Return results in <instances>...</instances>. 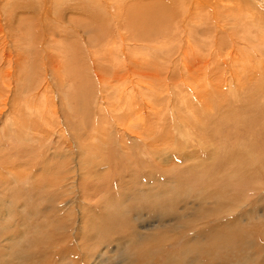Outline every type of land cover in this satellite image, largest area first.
I'll use <instances>...</instances> for the list:
<instances>
[{
  "label": "rangeland",
  "instance_id": "obj_1",
  "mask_svg": "<svg viewBox=\"0 0 264 264\" xmlns=\"http://www.w3.org/2000/svg\"><path fill=\"white\" fill-rule=\"evenodd\" d=\"M24 1L26 4L19 2L16 8L18 16L19 14L24 16V12L33 11L25 9L28 2ZM163 1L161 0L160 7H165ZM189 1L184 0L185 3ZM135 2L139 5L143 2L145 5L148 3L145 0ZM69 4L68 7L82 8L81 11L79 10L80 13L88 9L87 5L82 3ZM233 4L231 5L234 6ZM258 4L261 6L258 10L262 9L259 16L255 15L254 7L244 1L246 10L249 8L247 11L243 9L246 18L243 23L247 27L240 28L237 23L235 30L237 34L240 33L238 40L241 42V47H244L248 42V39L244 38L243 35L244 30L249 26H253L247 36L251 39L250 41L255 43L261 37L260 31L254 26L259 27L258 23L264 24V0H259ZM57 10L61 17V11ZM69 13V11L66 13L64 19L68 21L71 18L75 19L76 21L74 20L73 23L76 26L79 23L77 19H90L86 12L83 18L76 14L71 17ZM54 15L52 14L51 18L54 19L56 14ZM162 15L163 13L161 17ZM166 16L169 20H173V15L170 12H167ZM185 16L184 13L180 19H184ZM124 19L121 22L122 24L125 23L123 28L126 27L124 29L126 31L122 30L121 34L125 35L128 31L131 34L132 29L136 27L135 15L132 18H129V15L125 16ZM153 19L145 17L146 22L154 23L153 26L155 27L158 26L157 23L161 22L160 18H158L159 21ZM258 19L261 21H256ZM83 20L82 22L86 25ZM12 24L9 31L11 33V45L16 48V65L12 64L14 63L12 61L14 56L11 51L3 52L4 45H10V43H0V70L12 71L16 81L11 85L12 78H7L2 73H0V77H3L4 81L11 86L7 89L8 98L13 96V100H10L15 102V106L40 110L41 98L39 95L36 96L42 81L41 71L38 68L39 60H37L34 73L30 78V65L34 56L29 54L28 57L27 54L28 49H30V51L28 50L29 53L36 51L37 54V50L41 48H38L40 40L29 35L23 38L19 31L20 27L16 26L15 23ZM47 26L52 31L54 29L56 35L64 37L68 34L69 37L73 38L70 35L72 31H68L60 24L53 22ZM118 27L116 25L113 27L116 28L114 31L116 38L119 37L118 32L120 30L118 29L120 28ZM210 27L209 36L205 35L201 38L212 40L215 37L219 42H222L219 48L223 52H231L232 44L228 40V35L215 30L213 25ZM41 30H43L42 27ZM158 31L159 29L156 33ZM24 33L28 34L27 31ZM74 34L75 38L68 39V42L70 40L69 43L74 46V51L83 50L85 56L89 55L83 39L80 38L81 36L78 33ZM133 34L135 32L131 35L133 36ZM178 34L176 36L179 37ZM102 36L104 37H101L102 40L115 43V37L108 35L106 30ZM182 37L184 39L179 37L180 51L183 50L181 54L187 50V42L184 44L183 40L188 38L193 42L196 38L198 39L196 36H193L194 39L190 36L185 37L183 35ZM60 40L62 38L56 37L49 43H59ZM164 41L166 39L162 34L157 43L164 44ZM78 44L79 46H77ZM89 44L90 42H88ZM199 44V40H197V44H193L194 48L197 49ZM251 45L254 46V44ZM60 48H63L65 53ZM55 51L57 52L54 55V63L62 64L61 68L64 71L69 70L70 64H64L63 61L72 59L70 56L72 49L67 45L59 46V49L55 46ZM243 52L244 65L240 64L236 67L238 75L243 78L240 84L237 82L238 89L235 90V87L232 86L234 81L229 80V76L225 78L230 85V90L228 88L226 91L228 96L226 104L214 102L215 107L209 116H206L207 114H198L196 117L183 116V120L190 127L196 126L194 138L198 140L189 139L186 135L180 136L174 132L173 121L170 122V117L167 116L164 120V128L157 130L160 131L159 135L156 132L155 137L157 138L154 137L155 141H158H156V148L158 149L156 151L160 153L161 161L159 160L157 163L156 160L149 158L148 148L143 144L134 145L132 143L131 147L123 146L116 149L115 153L104 152L102 155L107 158L101 161V165L98 164V159L92 160V163L89 164L94 165V167H88L85 170L88 172L87 174L90 171L92 173L99 170L96 172L104 175V178L99 181L95 180L97 178L95 175L92 176V179L88 176L80 178L77 183L72 184L73 189L77 192L71 195L65 192L59 194L62 178L57 167H61L59 164L60 157L56 159L54 154H56V144H58L61 148L65 147L71 150V154L75 158L74 163H76L79 139H66L67 142L63 144L60 140L61 136L55 135L56 137H53L54 143L48 148H42L43 143L49 144L46 141L50 136L49 134L52 131L54 134L56 130L59 131V125L55 118H51L53 128L45 127L44 130H41L42 122L39 121L38 114L31 111L29 114L32 117H30L28 111L25 112L27 115L22 122L30 125L31 136L39 137L42 131L48 130V136H44L40 144V142H30L23 137H18L17 130L20 132L19 121L14 122L16 126H12L7 121V117L4 116L0 120V174L2 173V181L4 182V184H0V195L5 196V199L0 200V264H128L129 257L133 254L137 255L142 263L148 257L153 264H169L170 259L175 257H179L176 264H264V52L262 53L263 56L259 54L262 56L263 66H260L262 64L258 60V53L249 49ZM78 53L82 54V52ZM206 53L203 55L207 56ZM41 55L42 53H39L35 58H39ZM43 55V61L48 60L45 74H51L48 69L53 61V59L50 61L52 56L47 57L49 55L45 52ZM45 58L47 59L45 60ZM208 58L212 63V57L207 56L206 59L202 57L201 63L198 64L199 69H204L207 66L205 61H208ZM215 64L217 63L215 62ZM12 67L16 69L14 70ZM225 71L226 74L227 70ZM232 71L234 70L232 69ZM70 73L73 74L74 71ZM50 76L49 80L52 79ZM105 78L106 86L115 85L111 72ZM250 80L252 83L249 82ZM34 81L36 82L34 83ZM90 82V84L94 83L93 89L97 94L100 90L98 83L94 79ZM69 84L72 85L73 83ZM52 85L54 84L52 83ZM71 87L72 89H70ZM71 87L68 86L67 90L71 102H73L76 100L75 96L78 94L79 87L76 84ZM88 88V86L82 88L81 91H88ZM52 94L53 91L48 93V97L55 99L54 104L60 110L59 95L54 93L51 96ZM106 96V106L107 108L110 107L113 115L111 117L105 112L102 126L107 137L109 134L108 141L111 148L115 150V146L121 142V138L126 137L124 135L126 131L118 129L117 136L115 130L111 128L115 127L113 126L114 121L120 123L122 127L129 125L134 134H137L140 126L131 124L126 118L123 119L122 111L110 104L109 98H113V95L108 92ZM221 98L224 96L222 95ZM189 99L192 100V97L189 96ZM4 100L5 93L1 90L0 104ZM160 104L159 110L165 106L166 101L164 104ZM182 110L185 111L186 109L183 108ZM197 112L202 113V109ZM154 117L155 114L149 116V118ZM120 118L123 121H119ZM62 120L64 130L68 133L69 125L66 123V118L64 117ZM35 123L39 126L34 125ZM162 123L159 122L160 126L163 125ZM111 129L110 134L109 130ZM196 133L197 136H195ZM141 134L144 140H147L148 135H151L144 131ZM79 138L83 141L86 136L81 133ZM192 140L193 142H191ZM105 142L107 143L106 138ZM142 147L143 149H141ZM54 149L55 152L53 153ZM131 152L133 157L125 158L127 155L130 156ZM183 154H188L190 160L184 162ZM168 155L173 157L172 161L167 158ZM44 157L47 164L44 170L40 171L41 177L45 179V182H41V184L49 186L52 183L53 189L58 195L56 199L53 198L55 192L52 191L53 195L50 197V193L40 191L41 187L37 184H31L33 190L25 193L24 185L20 180L22 168L27 162H38L40 167L45 164V160H42ZM89 159L86 157V160ZM69 163L70 161L66 160L64 165H69ZM133 174L141 175L145 180L144 184L137 186L136 180L134 185L125 181L134 178ZM152 174L157 175V177L160 176L157 183L151 181ZM245 175L249 178V182ZM62 177L66 178L68 175L65 173ZM148 179L153 184L149 185ZM179 181H182L180 185L182 184L185 188L179 185ZM244 183L247 184V188H245ZM154 184L156 185L154 186ZM149 187L151 188L147 190ZM143 191L145 192L142 193ZM148 191L150 193H146ZM78 201L81 203L80 209ZM21 205H27V211L23 216L20 215L19 206ZM75 208H77V213H74ZM36 232L40 234H36ZM46 240H50V242ZM224 242L227 243L228 250L219 253L217 245ZM232 246H235L234 253L230 251ZM184 255L186 256L183 257Z\"/></svg>",
  "mask_w": 264,
  "mask_h": 264
},
{
  "label": "bare ground",
  "instance_id": "obj_2",
  "mask_svg": "<svg viewBox=\"0 0 264 264\" xmlns=\"http://www.w3.org/2000/svg\"><path fill=\"white\" fill-rule=\"evenodd\" d=\"M26 1L28 2V5L25 9H31L33 11L29 13L24 12V16H21L20 14L18 16L16 8L19 5V2H24V4H26L24 0H0V43H10V45H4L3 52H7L8 50L11 51L12 55L14 56V58H12V61H14V63L12 64L15 66L16 48L11 45V33L9 31L10 26L13 25L12 23H15L16 26L20 27L19 31L21 32L23 38L29 35L37 40H40V46H38V48H41L39 50L36 49L37 54L35 53L36 51H34L33 53H29L30 49H28L29 51L27 50V54L28 57L29 54L34 56L33 62L30 65V78H32V75L35 70V64L37 63V60H39L38 68L41 71L40 77L42 81L37 89L36 96L39 95V98H41V109L35 110L33 108H21L19 106H15V102L11 101L13 100V96H10L8 98L7 89L11 86L6 81H4L3 77H0V91L2 90L5 93V100L3 101V103L0 104V120L4 116L7 117V121H9L12 126H16L14 122L19 121L20 132H18L17 130V136L23 137L27 141L40 142L41 144L43 141V137L48 136V130L42 131L41 133L39 132V137L34 138L33 136H31L29 132L30 125H28V123L26 122H22L25 120V115H27L25 112L28 111L29 114L31 113V111H34L38 114L37 116L39 118V121L42 122V125H40L42 126L40 127L41 130H44L45 127L53 128L51 125V118H55L59 125V131L56 130L55 134L53 133V131L51 134L48 133L50 136H48L49 138H47L46 141L49 144L43 143L42 148L50 147L54 143L53 137H56L55 135L61 136V139L60 137L59 139L62 140L63 144L67 142L66 139H79L77 142L79 145V149L78 155L76 157V163H74L75 158L71 154V150H68L65 147L61 148L58 144H56L57 149L56 154H54V158L57 159L58 157H60L59 164L61 167H57V170L59 169L58 173L62 178V183L59 188V194L65 192L71 195L77 192L73 189L72 184L77 183V181L82 177L88 176L90 179H92V176L95 175V178L97 176V178L95 179L97 181L104 178V175H101L99 172H96L99 170L93 171V175L92 173H90L91 171L89 172V174H87V171L85 172L88 167H94V165L89 164L92 160L98 159V164L101 165V161H104L107 158L102 155V153L104 152L115 153L116 149L122 148L123 146L131 147L132 143L134 145L143 144V146L148 148L149 158L151 157L153 160H156V162L159 161L160 153L156 151V143L158 141H155V138H157L155 137V134L157 132V135H159L158 133L160 131L157 130H160V128H164V120L167 116L170 117V122L173 121L174 132L178 133V135L180 136L186 135L189 137V139L198 140L197 138H194V130L196 129V126L193 125L192 127H190L185 122V120H183V116L196 117L198 114H207L206 116H209L212 113V109H214L215 107L213 105L214 102L226 104L228 100L226 91L228 88L230 90V85H228L229 83L226 82L225 78L229 76V80L234 81V85L232 86L235 87V90L238 89L239 85L237 84V82L240 84L243 78L238 75V70L236 71V67H238L240 64H243L242 53H244V50L247 51L249 49L255 53H258V60L260 64H262L260 66H263L262 53L264 52V24L258 23L259 27L254 26L258 31H260L259 33H261V37L258 38V40L255 41V38L253 39L255 43L250 41L251 39L247 37L253 26H249L246 30H244L243 37L248 39V42L245 44L244 47H241V42L238 40V35L240 33L237 34L235 32L237 23L240 28L247 27L243 23L244 19H246L244 11L246 10V8L244 6V1H246V3H248L251 7H254L255 15L259 16V14L262 13V9L258 10L259 8H261V6L258 4L259 0H190L188 3H185L184 0H164L163 3H165V7H160L161 0H145L148 2L146 5L144 2L140 5L137 3V5L135 2L137 0ZM69 3H73L74 5L82 3L87 5L88 9L80 13L82 8L79 9V7L75 6L68 7ZM231 4H233L234 6H232ZM65 6L66 8H64ZM69 6L71 5L69 4ZM57 9L61 11V17ZM68 11L70 12L69 15L71 14V17L76 14L79 15L80 18H83V16H85L84 14L87 13L90 16V19H77L79 23L76 26V24L73 23L75 19H72L71 17L69 21L64 19ZM167 12H170L173 15V20H169V18L166 16ZM234 12L237 13L234 14ZM162 13L163 15L161 17ZM184 13L186 14V16L184 19L181 20L180 18L181 16H184ZM52 14H56V17L54 19L51 18ZM128 15L129 18H132L133 15H135L136 18V27L132 29V31L135 32L133 36L131 35L133 32L131 34L129 33V28H127V34H121V31L126 28H123L125 23L123 22L124 24H122L121 20H123L124 17H127ZM145 17H149L151 19L154 18V21H159L158 18H160L161 22L157 23L158 26L155 27L153 26L154 23L148 21L146 22ZM5 20L8 22H6ZM82 20L85 22L86 25H84ZM256 21L260 22L261 20L258 19ZM46 22L48 24L53 22L55 24H60L65 29H68V31H72V34L70 35L73 36V38H75L74 33H78L81 36L80 38L83 39L84 44L87 47L86 49L89 52V55L85 56L83 50L74 51V46L69 43L71 41L69 40L68 42L69 38H73L69 37L68 34L64 37L61 35H56L55 30L53 29L52 31L47 26L48 24H45ZM126 24L131 26L129 23ZM114 25L120 28L118 29L120 30L118 32L119 34L117 33L119 35V37L117 36L118 38H116L115 36L114 31L116 28H113ZM210 25H213V28L215 30L224 32L228 35V40H230L232 44V48H230L231 52H223L219 48L220 45H222V42H219V40L215 37H213L212 40L210 38L208 40L201 38L205 35L209 36L208 32L211 28ZM41 27L43 28V30H41ZM156 28L159 29L157 33ZM105 30L108 35L110 34L111 36L115 37V43L108 42L106 40L104 41L101 39V37L104 38L102 35L105 34ZM24 31H27L28 34L24 33ZM162 34L166 39V41H164L165 43H157ZM177 34L179 35L180 39L183 38V35L185 37L190 36L192 38L193 36H196L198 37V39L196 38L195 41L193 40V42H191V40L188 38L183 40L184 44L187 42V50L183 54H181V51L183 50L180 51V40L179 37L176 36ZM56 37H60L62 38V40H60L59 43L55 42V44L49 43L52 42ZM197 40H199L200 44L198 45L199 47L195 49L193 44H197ZM88 42H90L89 45ZM250 43L254 44V46ZM64 45H67L72 49V54L70 55L72 59H69L70 61H63L64 64L69 63L71 66V68L67 71H64L61 68L62 64L58 62H56V64L54 63V55L55 52H57L55 51V46L59 49V46L62 47ZM77 46H79V44ZM46 49L49 51H47ZM61 51H64L63 48L61 49ZM44 52L45 54L49 55L47 57H53H51L50 61H52V59L53 61L51 65H49L50 67L48 69L51 74H45L47 70L48 60L46 62L43 61ZM78 52H82V54ZM39 53H42V55L39 56V58H35ZM204 53H206L207 56L213 58L212 63L210 58H208V61H205L207 66L204 69H199L198 64L201 63V58L203 57L204 59H206L207 57L203 55ZM259 54H261L262 56ZM83 55L86 59L83 58ZM25 59L27 58L25 57ZM46 59L47 58H45V60ZM215 62L217 64H215ZM12 69L15 70L16 68L12 67ZM232 69L234 71H232ZM225 70H227L226 74ZM73 71V74L70 73ZM110 72L112 73V77L115 81V85H112L111 87L106 86L107 83L105 78V76ZM0 73H2L7 78L9 77L13 79L11 85L15 83L16 80L12 71L0 70ZM49 75H51V80H49ZM93 79L99 85L98 89L100 90L99 92H97V94H95V91L93 89L94 83L90 84V81ZM251 81L252 80H250L249 82ZM35 82L36 81H34V83ZM52 83L54 85H52ZM69 83L76 84L79 87L78 94L75 96L76 100L73 102H71V98L67 90L68 86L71 87L73 86V84L70 85ZM87 86L89 87L88 91H81L82 88H85ZM70 89H72V87ZM52 91L53 94L51 96H53L54 93L55 95L57 93L59 95L58 101H60V104L58 101L57 102L61 106V111L55 106V99L52 97H48V93H51ZM108 92L113 95V98H109L111 102L110 104H112L114 108H117L118 110L122 111L123 119L126 118L127 121L131 122V124L140 126V129L137 130V134H134L131 131V127L129 125L126 127H122L120 123L114 121L113 126H115L116 128H111L115 130L117 136L118 129L126 131L124 133L126 137L121 138V142H118V145L115 146V150L112 149L109 144L108 131L107 137L106 132L102 126L103 114L107 112L108 115H111V117L113 115L110 110V107L107 108L106 106V95ZM222 95L224 96V98H221ZM189 96L192 97V100L189 99ZM165 101V106L159 110L158 107L160 108V103L164 104ZM183 108H185L186 110H182ZM199 109H202V113L197 112ZM153 114H155V117L149 118V116ZM30 117L32 116L30 115ZM64 117L66 118V123L69 125L68 133L65 132V127L63 126L62 118ZM123 119L120 118L118 120L123 121ZM159 122H163V125L160 126ZM34 125L38 124L35 123ZM112 129L109 130L110 134L112 132ZM143 131L147 132L148 134H151L148 135L147 140L143 139V136L141 134ZM80 132L86 136V139H84L83 141L79 138L81 135ZM195 136H197V133L195 134ZM105 138L107 140V143L105 142ZM191 142H193V140ZM187 144L189 145V143ZM103 146H105V148H103ZM141 149H143V147ZM54 152L55 149L53 150V153ZM183 156L184 162L190 160V156L188 154H183ZM86 157L90 159L86 160ZM129 157H133L132 152L130 153V156L127 155L125 158ZM167 158L171 160L173 157L171 155H168ZM36 159L38 161L37 156ZM43 159L45 160V157L42 158V160ZM66 160L70 161L69 165H64V162ZM44 163L45 164L43 166L39 167L38 162H27L25 167L22 166L23 168L20 174V180L24 185L25 193H28L27 191H32V185L37 184L41 187L40 191L50 193V197H52L53 195L52 191L55 192L53 198L56 199L58 195L53 189L52 183L49 186H46V184H41V182H45L44 177H41L40 174V171L44 170L47 161L45 160ZM96 169H98V167H96ZM65 173L68 175V177L66 178L62 177ZM1 174L0 184H4V182L2 181ZM247 175H245V178H248ZM133 177L134 178H129L128 176L129 179L125 181H128L131 183V185H134V181L136 180L137 186L144 184L145 180L141 175L133 174ZM159 177L160 176L157 177V175L154 176L152 174L151 181H156L155 183H157V181H159ZM249 181L250 180L248 178V182ZM148 182L149 185L153 184L152 182H150L149 179L147 183ZM248 182L246 181L247 184ZM180 183H182V181H179V185ZM246 183H244V186L247 185ZM155 185L156 184H154V186ZM180 186L182 188H185L182 186V184ZM150 188L151 187L147 188V190ZM245 188H247V186ZM144 192L145 191H143L142 193ZM146 193L150 192L148 191ZM0 197V200L5 199V196L3 194L0 195ZM203 199H205V197H203ZM78 206L80 209V201H78ZM19 209L21 210L20 215L23 216L27 211V205H21L19 206ZM76 209L77 208H75L74 213H77ZM37 233L39 232H36V234ZM48 242H50V240ZM227 250V243L224 242L220 243V245H217V251L219 253L222 251L226 252ZM230 251L234 253L235 246H232ZM185 256L186 255H184L183 257ZM176 258L177 257L170 259L171 261L169 264H176L179 260V257L177 259ZM183 262H185V260H183ZM128 264H153V262L150 258L147 257L143 260L142 263V261L138 259L137 255L133 254L129 257Z\"/></svg>",
  "mask_w": 264,
  "mask_h": 264
}]
</instances>
